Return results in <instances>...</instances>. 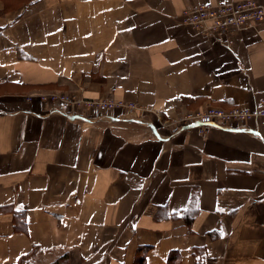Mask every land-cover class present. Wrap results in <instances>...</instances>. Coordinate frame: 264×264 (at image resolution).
<instances>
[{"label": "crops", "instance_id": "obj_1", "mask_svg": "<svg viewBox=\"0 0 264 264\" xmlns=\"http://www.w3.org/2000/svg\"><path fill=\"white\" fill-rule=\"evenodd\" d=\"M208 1L239 0H0V264H264L262 124L180 127L264 100V19L184 25ZM51 92L137 108L86 125Z\"/></svg>", "mask_w": 264, "mask_h": 264}, {"label": "built area", "instance_id": "obj_2", "mask_svg": "<svg viewBox=\"0 0 264 264\" xmlns=\"http://www.w3.org/2000/svg\"><path fill=\"white\" fill-rule=\"evenodd\" d=\"M264 19V5L258 0L202 2L183 13V22L191 30L206 36L255 27ZM42 99L59 100V111L68 119L91 124L113 108L134 110L137 105L114 98H83L66 92L39 93ZM31 97H29L30 99ZM91 113V114H88ZM181 129L197 128L201 133L209 128L231 130L233 123H261L264 128V100L256 108L235 105L231 108L208 105L204 110L187 112L181 119ZM251 131L252 128L250 129Z\"/></svg>", "mask_w": 264, "mask_h": 264}, {"label": "trees", "instance_id": "obj_3", "mask_svg": "<svg viewBox=\"0 0 264 264\" xmlns=\"http://www.w3.org/2000/svg\"><path fill=\"white\" fill-rule=\"evenodd\" d=\"M186 214V213H185ZM24 216V213H23V211H14V219L16 218V219H18L19 221H20V224H24V225H26V219H25V217H23ZM185 216V215H184ZM192 218H193V216H191L190 218L189 217H187V221H188V223H190L191 221H192ZM143 259V258H142Z\"/></svg>", "mask_w": 264, "mask_h": 264}, {"label": "bare ground", "instance_id": "obj_4", "mask_svg": "<svg viewBox=\"0 0 264 264\" xmlns=\"http://www.w3.org/2000/svg\"><path fill=\"white\" fill-rule=\"evenodd\" d=\"M49 99V98H48ZM49 100H51V99H49ZM117 100V99H116ZM51 101H54V100H51ZM57 101H59V100H56L55 102H57ZM59 103V102H58ZM55 112H58V113H60V111H59V107L57 108L56 107V109L54 110ZM86 125H88V124H86Z\"/></svg>", "mask_w": 264, "mask_h": 264}, {"label": "rangeland", "instance_id": "obj_5", "mask_svg": "<svg viewBox=\"0 0 264 264\" xmlns=\"http://www.w3.org/2000/svg\"><path fill=\"white\" fill-rule=\"evenodd\" d=\"M261 3V2H260ZM259 24V23H258ZM185 25V24H184ZM257 26V25H256ZM223 108V107H222Z\"/></svg>", "mask_w": 264, "mask_h": 264}]
</instances>
